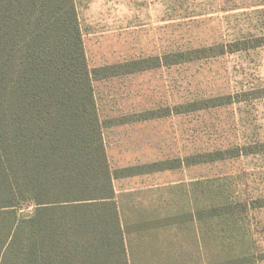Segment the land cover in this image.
I'll use <instances>...</instances> for the list:
<instances>
[{"label":"rangeland","instance_id":"1","mask_svg":"<svg viewBox=\"0 0 264 264\" xmlns=\"http://www.w3.org/2000/svg\"><path fill=\"white\" fill-rule=\"evenodd\" d=\"M76 5L135 264H264V0Z\"/></svg>","mask_w":264,"mask_h":264},{"label":"trees","instance_id":"2","mask_svg":"<svg viewBox=\"0 0 264 264\" xmlns=\"http://www.w3.org/2000/svg\"><path fill=\"white\" fill-rule=\"evenodd\" d=\"M108 69L89 67L76 0H0V264L136 263L114 179L163 168H111Z\"/></svg>","mask_w":264,"mask_h":264}]
</instances>
